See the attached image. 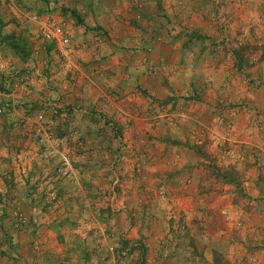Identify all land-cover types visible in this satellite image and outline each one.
Returning a JSON list of instances; mask_svg holds the SVG:
<instances>
[{
    "label": "crops",
    "instance_id": "obj_1",
    "mask_svg": "<svg viewBox=\"0 0 264 264\" xmlns=\"http://www.w3.org/2000/svg\"><path fill=\"white\" fill-rule=\"evenodd\" d=\"M56 1L68 8V14L73 16L64 15L67 14L64 11L62 17L57 10L54 14H47L58 21L63 20L70 29L72 68L68 72L62 71L55 56L56 46L42 44L34 35L29 42L32 53L26 61L13 51L0 48V86L7 91L0 93V101L11 99L14 103L12 110L0 116V158L11 152L8 141L19 139L21 132L14 123L24 113L27 115L28 103L36 101L42 104L50 99L48 103L54 107L69 106L76 115L86 112L91 106L108 103L116 109L113 119L123 126L122 137L135 145L126 156L128 175L133 180L124 182V186L128 190L137 186L148 190L140 195L141 199L134 197L133 203L129 204L134 207L135 214L140 213L137 218L131 219L130 216L131 223L127 220L126 228H130L131 237L143 235L147 238L155 229L152 225L156 219L165 220L163 214L154 212L160 203L168 208L170 201V205L176 207L173 211L175 217H167L172 221L194 220L200 214L199 187L205 182H201L199 155L183 145L156 155L155 152H143L139 146L149 139L171 134L183 142L187 140L191 144L204 145L208 141L214 147V143H220L222 136L227 135L225 128L220 126L218 130L217 126L228 123L226 142L230 149L234 145L243 147V157L248 158L251 164L244 184L264 188L260 168V163L264 162V101L257 98V91L252 88L239 93L236 85L233 86L231 78H239V74L230 66L232 53L228 48L232 41L224 39V34L219 35L216 27L205 21L202 13L209 8L203 0ZM222 27L229 29L227 23ZM7 28L10 26H6V31ZM28 73L32 78L28 82L30 86L18 89L15 82L19 76H27ZM238 94L240 97L246 95L243 107L223 110L217 106L216 101L220 97L229 104L239 98ZM60 97L61 101H58ZM237 109L241 118L236 113ZM80 117L76 122L77 129L84 135L87 120ZM22 153L15 175L19 200L25 205H36L44 196L27 193L38 176L33 171L29 177V172H26L29 160ZM139 161L140 169L136 168ZM6 167V164H0V187L5 191L9 187H5ZM102 180L96 183H104ZM51 186L70 187L68 179L54 180ZM162 190L165 195L159 197ZM173 190L181 192V195L174 196ZM27 194L31 197L29 202L26 201L30 198ZM131 194L136 193L132 190ZM67 199L64 195L58 202L64 203ZM25 211L29 216L27 207ZM31 214L39 221L36 234L16 233L17 260L2 257L0 264H96L95 257L102 252L94 245V239L98 238L94 230L63 234L64 230L57 231L58 224L51 223L48 228L44 226L39 209ZM79 214L73 213V216L79 219ZM259 216L260 213L251 218L242 216L249 236L254 231L259 238L264 236L258 227L262 220ZM122 225L117 221L115 230H122ZM189 233L193 239L199 237L197 228H191ZM80 238L83 240L79 241ZM32 240L35 244V240L38 241L37 252L32 251ZM147 243L157 247L150 239ZM103 263L114 264L105 262V259Z\"/></svg>",
    "mask_w": 264,
    "mask_h": 264
},
{
    "label": "rangeland",
    "instance_id": "obj_2",
    "mask_svg": "<svg viewBox=\"0 0 264 264\" xmlns=\"http://www.w3.org/2000/svg\"><path fill=\"white\" fill-rule=\"evenodd\" d=\"M203 1L209 8L206 13H202L205 21L215 26L219 35L224 34V39L232 41L228 48L232 53V63H226H230L239 74V78H231L233 86L236 85L239 93L252 88L257 91V98L264 101V0ZM25 7L39 11L43 16L57 10L58 15L73 18L68 14V8L58 5L56 0H30ZM64 11L67 14L63 15ZM225 23L229 26L228 30L222 27ZM6 26H10L7 28L9 32L6 31ZM33 29V25L18 14L11 0H0V48L11 50L26 61L32 53L29 43L31 36L37 35L36 29ZM24 74L15 82L18 89H28L30 86L28 82L32 78ZM23 85L25 87L22 88ZM3 92L7 91L0 86V93ZM245 96L243 94L240 97L238 94L239 98L229 104L220 97L216 104L223 110L243 107ZM29 97L33 99L31 93ZM58 101H61V97ZM7 102L11 104L9 110H12L14 103L11 99L1 100L0 106ZM48 102L50 99L42 104L36 101L28 103L29 107L25 111L27 115L24 113L14 123V127L21 132L19 139L8 141L11 152L0 158V164L7 165L4 177L7 178L5 187L9 186L6 191L0 187V258L17 260L15 234H36L39 221L31 213L39 209L47 228L51 223L58 224L57 231L62 229L63 234L94 230L98 235L94 239V245L102 252L95 257L96 264H104V259L105 262L111 261L114 264H264V236L259 238L255 231L249 236L242 219L243 215L251 218L260 213L262 220L258 222V227L264 233V225L261 226L264 224V188H252L244 184L251 164L248 158L243 157V147L234 145L230 149L226 142L228 123L217 126L218 130L221 129L220 126L225 128L227 135L221 134L223 136L220 143H214V147L208 141L204 145L191 144L187 140L183 142L171 134L141 143L139 148L143 152H155L154 155L167 152L168 148L173 150L179 145L195 152L200 158L201 182L205 183L199 187L201 203L198 218L172 221L167 217H175L173 211L176 207L170 205V201L168 208L160 203L155 206L154 212L163 214L165 220L156 219L152 225L155 229L149 237H131L130 228H126L127 220L131 223V219L137 218L140 213L135 214L134 207L129 204L133 203L134 197L141 199L140 195L148 190L144 186L129 190L124 186V182L133 180L128 175L130 171L126 156L134 150L135 145L122 137L123 126L113 119L116 109L106 103L91 106L86 112L76 115L69 106L57 108ZM236 113L241 118L239 109ZM2 115L4 113L0 114ZM79 117L87 120L84 135L77 129ZM21 152L29 160V167L26 168L29 177L33 175V171L38 176L27 193L44 196L36 205H25L19 200L15 175ZM138 165L136 168L140 169V161ZM260 168L264 179V162L260 163ZM101 178L104 183L97 184L96 182H101ZM63 179L69 180V188L51 186L54 180ZM230 179L233 183L229 182ZM132 190L136 194H131ZM174 192V196L181 195V192ZM28 194L27 197H30ZM64 195L68 199L64 203L61 200L58 202ZM164 195L163 190L158 193L159 197ZM171 198L175 201L173 196ZM28 199L31 197L27 198V202ZM25 207L29 209V216L25 214ZM77 212L81 214L79 219L73 216ZM117 221L119 224L123 223L124 231L115 230ZM253 221L256 222L254 219ZM191 228H197L198 238L191 237ZM147 239L157 247L150 246ZM82 240L83 238L79 239ZM85 241L86 239L83 244ZM35 242L36 244L32 240L30 245L32 251L37 252L39 244L38 241Z\"/></svg>",
    "mask_w": 264,
    "mask_h": 264
},
{
    "label": "built area",
    "instance_id": "obj_3",
    "mask_svg": "<svg viewBox=\"0 0 264 264\" xmlns=\"http://www.w3.org/2000/svg\"><path fill=\"white\" fill-rule=\"evenodd\" d=\"M30 0H11L12 6L22 17L31 23L36 29V38L42 44L50 43L56 46L55 56L59 60L60 68L64 72H68L72 68L70 60L71 53V36L70 29L63 20H56L49 15L43 16L39 11L30 7H25V4ZM29 68V67H28ZM31 72V71H30ZM30 73L27 74V76ZM11 104L4 103L0 106V114L9 110Z\"/></svg>",
    "mask_w": 264,
    "mask_h": 264
},
{
    "label": "trees",
    "instance_id": "obj_4",
    "mask_svg": "<svg viewBox=\"0 0 264 264\" xmlns=\"http://www.w3.org/2000/svg\"><path fill=\"white\" fill-rule=\"evenodd\" d=\"M229 182H230V183H233V181H232L231 179L229 180ZM240 182H241V181H240ZM236 184H237V183H236ZM237 185H238V184H237Z\"/></svg>",
    "mask_w": 264,
    "mask_h": 264
}]
</instances>
